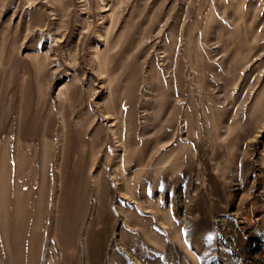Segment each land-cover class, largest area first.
<instances>
[{
	"label": "rangeland",
	"instance_id": "rangeland-1",
	"mask_svg": "<svg viewBox=\"0 0 264 264\" xmlns=\"http://www.w3.org/2000/svg\"><path fill=\"white\" fill-rule=\"evenodd\" d=\"M0 264H264V0H0Z\"/></svg>",
	"mask_w": 264,
	"mask_h": 264
}]
</instances>
